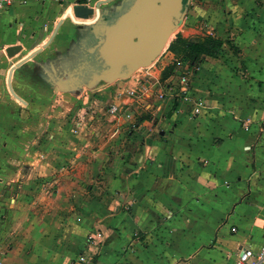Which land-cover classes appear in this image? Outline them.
Segmentation results:
<instances>
[{
	"label": "crops",
	"instance_id": "0c3cea01",
	"mask_svg": "<svg viewBox=\"0 0 264 264\" xmlns=\"http://www.w3.org/2000/svg\"><path fill=\"white\" fill-rule=\"evenodd\" d=\"M184 1L178 10L175 0H142L135 14L132 0H15L10 15L0 10L39 13L54 28L77 4L94 8L70 15L84 24L76 52L90 41L87 75L116 82L114 99L102 90L81 110L92 113L55 117L50 130L29 112L15 122L0 111V264H236L241 246L264 243V0L197 7L221 50L188 67L177 101L157 98L145 119L127 115L125 105L143 101L142 66L118 85V64L156 50L166 29L185 28ZM62 30L50 46L71 43Z\"/></svg>",
	"mask_w": 264,
	"mask_h": 264
},
{
	"label": "rangeland",
	"instance_id": "374dc122",
	"mask_svg": "<svg viewBox=\"0 0 264 264\" xmlns=\"http://www.w3.org/2000/svg\"><path fill=\"white\" fill-rule=\"evenodd\" d=\"M30 3V0H23L22 6H28ZM214 3L215 0L184 1L185 8L182 14L186 19L185 28L175 29L172 45L159 57L153 58L147 65H143L142 71L138 72L140 85L135 86L136 95L139 92L143 101L139 100L136 103L132 101L125 105V107L131 108L130 111L136 118L150 117L152 114L150 104H155L157 98L173 102L181 98L183 77L188 75L190 71L188 67L196 65L187 56L189 49L185 47V42L188 40L206 41L208 37L214 36L213 34L208 36L205 29L207 27H203L205 18L197 14V7L211 6ZM12 6L6 8L9 9L6 10L9 11V15L13 12ZM38 15L42 17V14L38 13ZM38 15L32 12H22L19 17L10 16L8 18L0 14V111L8 110L9 114L13 113L12 116L18 117L15 122H21L23 111L24 116L29 112L31 123H35L33 119L41 117L46 122V130H50L51 125L48 122H51L55 117L66 121L74 117L80 120L81 117L85 118L87 114L92 113L90 109L86 112H81V110L87 102L99 100L98 96L103 91L106 93L105 95L109 94L110 98L114 99L112 92L113 84L116 82L115 78L111 77H101L100 81H96L95 77L87 75L89 71L84 70L86 67L90 68L92 63L89 48L91 42L83 44L80 47V52L77 53L74 36L78 30L83 28L84 24L75 23L70 15L64 14L56 27L53 28L54 20L47 22L38 18ZM64 18L66 20L61 26V21ZM59 29L70 31L73 34L71 43L62 49H56L55 44L49 45V41L55 36L59 40L61 36V34L57 35ZM63 30L61 33L64 36ZM46 35L49 37L48 43L43 44L44 50H42L43 46H40V43ZM85 37L87 35L83 36V38ZM12 45H21L22 49L11 55L7 48ZM231 49L235 53L237 52L236 47ZM37 50L38 52L31 59L18 66L14 72L13 85L17 93L29 102V104H25L15 97L9 88V72L19 61ZM228 51V47L225 46L222 54L224 52L223 55H225ZM106 67H108L107 64ZM109 67L112 66L109 65ZM124 67L128 68V63ZM124 76L117 77L121 78L117 82L118 85L129 78L131 74L127 76L124 74ZM123 92V94H127L126 91ZM106 109L105 107L96 108L94 114L105 116ZM82 127L83 124L80 123L73 129V132L77 133L78 129L81 130ZM126 134L130 136L131 130L127 129Z\"/></svg>",
	"mask_w": 264,
	"mask_h": 264
},
{
	"label": "water",
	"instance_id": "95a60500",
	"mask_svg": "<svg viewBox=\"0 0 264 264\" xmlns=\"http://www.w3.org/2000/svg\"><path fill=\"white\" fill-rule=\"evenodd\" d=\"M131 8L129 10V12L131 14H135L138 11H141L144 8V2H142V0H132V3L130 4ZM182 6V0H175V9H178ZM94 8L88 7L86 5L83 4H77L73 10H71L69 12V14L72 17L75 16H79V17H89L90 14H92L94 12ZM178 18L180 19L181 17L184 16V14H182V12H178ZM166 20H168V18H166ZM118 25V24H116ZM115 25V26H116ZM114 29V28H113ZM175 30V27L173 28H168L165 30L164 32V36L163 38L160 40L159 44L156 47V50H154L153 52H151L150 54H148L147 56L139 59V60H134V61H125L124 63H120L118 64V66L120 67V72L118 73L119 76L121 77H125L124 74L127 76L128 74L131 73L132 70L136 69L137 67L143 66V65H147L150 60H152L153 58H156L159 53L161 52V50L163 49L165 43L167 42L169 36L171 35V33ZM131 38V37H129ZM22 49L21 45H12L9 46L7 48V51L9 54L13 55L16 52H19ZM38 52V50L34 53H32L31 55H29L27 58L22 59L21 61H19L17 63V65H14L9 72V79H8V84H9V88L11 90V92L13 93V95L15 97H17L18 99H20L21 101H23L24 103H27L26 100L20 96L14 89L13 87V82H12V77H13V73L16 70V68L22 64H24L26 61H28L29 59L32 58L33 55H35ZM128 63L129 67L125 68V64ZM113 79V77H111Z\"/></svg>",
	"mask_w": 264,
	"mask_h": 264
},
{
	"label": "built area",
	"instance_id": "2783aa9c",
	"mask_svg": "<svg viewBox=\"0 0 264 264\" xmlns=\"http://www.w3.org/2000/svg\"><path fill=\"white\" fill-rule=\"evenodd\" d=\"M15 0H0V10L8 8L14 4ZM183 83H187L186 78H183ZM125 91L133 95L136 92L135 88H125ZM113 113L120 111L119 106H115L111 110ZM132 116L131 111L127 113ZM236 264H264V243L258 247L251 245H243L239 249Z\"/></svg>",
	"mask_w": 264,
	"mask_h": 264
},
{
	"label": "trees",
	"instance_id": "16d2710c",
	"mask_svg": "<svg viewBox=\"0 0 264 264\" xmlns=\"http://www.w3.org/2000/svg\"><path fill=\"white\" fill-rule=\"evenodd\" d=\"M222 43V40L214 37H208L206 41L188 40L185 42V47L189 49L187 56L191 58L193 63L197 64L204 54L216 55L221 50Z\"/></svg>",
	"mask_w": 264,
	"mask_h": 264
}]
</instances>
